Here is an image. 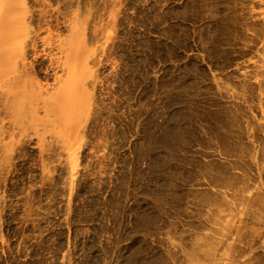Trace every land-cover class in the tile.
I'll return each mask as SVG.
<instances>
[{
    "label": "rangeland",
    "instance_id": "1",
    "mask_svg": "<svg viewBox=\"0 0 264 264\" xmlns=\"http://www.w3.org/2000/svg\"><path fill=\"white\" fill-rule=\"evenodd\" d=\"M21 4L0 264H264V0Z\"/></svg>",
    "mask_w": 264,
    "mask_h": 264
},
{
    "label": "bare ground",
    "instance_id": "2",
    "mask_svg": "<svg viewBox=\"0 0 264 264\" xmlns=\"http://www.w3.org/2000/svg\"><path fill=\"white\" fill-rule=\"evenodd\" d=\"M17 1L18 2L20 1L19 2L20 5ZM16 2L18 3L17 6H13L16 4ZM20 6H22L21 0H15V3L14 0H0V81L5 82L7 87V90L4 93V100H3L4 107L7 110H9V112L14 113L15 117L17 118L19 117V111L21 109L22 103H25L28 99L29 104L33 105V103L36 102L37 99H39L38 94H36V92L33 89H30V87L34 83L32 81V78L29 76L30 74L29 75L27 74L28 71V70L26 71L27 66L23 62L24 53L26 51L27 39L26 40L23 39L24 36L23 38L19 37V39H15V37L18 38L17 37L18 34L16 32H19V35L20 33L25 34V32H27L26 27L28 26L27 24H25L26 21H24L25 19H23L24 16L21 17L22 14L24 15L25 13H20V15L18 14V16L20 17L19 18L18 16L16 18L14 17L15 19H13V15H12V19L14 21L12 19H11L12 22L9 21V18L7 21V16L10 14L11 11H13L14 7L18 8L17 10L20 11ZM21 9L23 10V12H25L23 7ZM13 33H16V35ZM69 48L68 51H70ZM71 50H72V46H71ZM74 51H71V53H73ZM65 63L68 64L69 66L76 65V60H72L69 57V60L67 62L65 61ZM70 78L68 77L62 83V85L64 86L62 90L65 89L64 91H62V100L58 98L60 92H58V97L54 98L56 102H59L62 108L64 107L68 108V100L66 99L65 94H68L67 89L73 85L72 80L68 81ZM30 107L32 108V106Z\"/></svg>",
    "mask_w": 264,
    "mask_h": 264
}]
</instances>
